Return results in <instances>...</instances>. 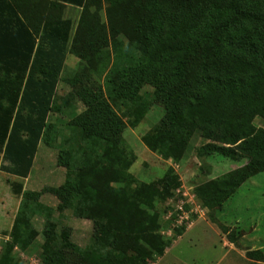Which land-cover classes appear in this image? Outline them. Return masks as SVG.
<instances>
[{
    "label": "trees",
    "instance_id": "16d2710c",
    "mask_svg": "<svg viewBox=\"0 0 264 264\" xmlns=\"http://www.w3.org/2000/svg\"><path fill=\"white\" fill-rule=\"evenodd\" d=\"M101 1L0 0V153L10 163L1 167L27 177L40 142L57 145L58 162L66 167L64 183L49 188L62 201L57 209L71 208L93 222L86 247L67 231L60 246L49 240L45 264H152L171 246L160 232L155 201L171 194L177 177L167 172L157 181L138 180L119 147L122 117L138 125L153 101L166 112L143 136L152 151L180 160L200 130L218 137L201 153L246 159L198 185L205 206L221 207L242 183L264 172V127L254 124L264 117V0H104L106 20ZM65 2L82 7L73 37L71 19L48 9ZM63 33V48L45 46ZM68 52L80 59L77 69L65 70ZM61 78L72 86L71 99L84 105L78 113L73 107L67 123L78 135L74 140L48 119L58 109L53 96ZM148 83L156 86L153 100L142 91ZM47 86L49 94L37 92ZM12 188L22 191L20 183ZM35 194L24 193L0 264H19L12 250L31 229L25 209ZM228 238L236 243L230 233ZM246 253L264 258L260 249Z\"/></svg>",
    "mask_w": 264,
    "mask_h": 264
},
{
    "label": "rangeland",
    "instance_id": "374dc122",
    "mask_svg": "<svg viewBox=\"0 0 264 264\" xmlns=\"http://www.w3.org/2000/svg\"><path fill=\"white\" fill-rule=\"evenodd\" d=\"M101 6L100 15L106 20L104 0L101 1ZM81 13L82 7H71L69 11L68 16L72 21L71 37L75 35ZM75 56L70 55L71 61L65 66V70L77 69L80 59L75 62ZM49 87H42L37 92L49 94ZM71 89L69 83L62 78L59 80L56 95H51L55 97L54 106L58 109L52 110L48 119L56 123L61 136L69 135L74 140L78 135L67 127V123L74 116L73 110L81 112L84 105L77 99H71ZM155 90L156 86L148 83L142 91L149 93V98L153 100ZM179 96L178 92L175 99ZM119 111L122 113V109ZM165 112L164 104L153 101L150 110L138 125L133 126L128 117H122L119 146L126 155L130 172L138 180L157 181L167 172L177 177V181L170 187L171 194L155 201L162 222L160 232L165 238L172 240V244L152 264H264V258L252 259L246 253L247 250L259 249L264 253V172L242 183L221 207L211 209L205 206L197 193L198 185L245 164L246 159L235 161L218 154L201 153L202 145L218 141V137L206 136L200 130L194 132L180 160L152 151L145 144L143 136L162 119ZM254 124L264 127V117L257 116ZM56 146L40 142L32 172L27 177L4 171L1 166H9L10 163L3 160V153H0V256L4 244L13 238L12 229L22 207L24 193L36 192L33 201L25 209V213L28 211L31 229L24 235L25 240L17 242L12 250V255L19 264H45L44 250L47 242L53 240L54 244L60 246V234L66 231L70 240L80 247L91 243L92 220L75 216L71 208L59 211L57 208L62 201L55 191L49 190L62 185L66 176V167L58 162L59 149ZM13 182L22 185L21 193L13 191ZM187 200H193L185 204L189 217L180 221L177 205ZM229 233L236 239V243L230 241Z\"/></svg>",
    "mask_w": 264,
    "mask_h": 264
},
{
    "label": "crops",
    "instance_id": "0c3cea01",
    "mask_svg": "<svg viewBox=\"0 0 264 264\" xmlns=\"http://www.w3.org/2000/svg\"><path fill=\"white\" fill-rule=\"evenodd\" d=\"M49 7H48V9L50 8L51 9V12H53V15L54 16H56V17H63V19L65 20V19H70L69 18V11L71 10V7H73V8H79V7H81V6H77V5H74V4H70V3H64V7H61V6H59V5H48ZM2 8L3 7H0V10H2ZM52 14V13H51ZM1 15V14H0ZM2 28H3V26H2ZM59 30L60 31H65L66 30V28H65V26H63V25H61L60 24V27H59ZM43 31V28L41 29V32ZM40 32V33H41ZM63 36L61 37V38H54V37H51V38H49V40H45V46H54V47H60V48H63L64 46H65V44H64V33L62 34ZM23 45V43L22 42H20V44H18L17 46H22ZM68 46H69V44H68ZM70 53H68L67 54V58H66V60H65V66H67L68 64H70L69 62L71 61V57H70ZM75 62H77L78 60H79V58L78 57H76L75 56ZM59 88V87H58ZM32 172V171H31ZM30 172V173H31ZM167 254V253H166Z\"/></svg>",
    "mask_w": 264,
    "mask_h": 264
},
{
    "label": "built area",
    "instance_id": "2783aa9c",
    "mask_svg": "<svg viewBox=\"0 0 264 264\" xmlns=\"http://www.w3.org/2000/svg\"><path fill=\"white\" fill-rule=\"evenodd\" d=\"M193 200H187V201H185V203H179L178 205H177V211L179 212V220L180 221H182L183 219H185V218H188L189 217V213L187 212L188 210H187V208H186V206H185V204L186 203H191ZM198 209L200 210V211H203V209L200 207V206H198Z\"/></svg>",
    "mask_w": 264,
    "mask_h": 264
}]
</instances>
